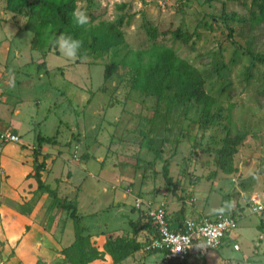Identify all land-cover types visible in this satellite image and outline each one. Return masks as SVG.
<instances>
[{"label": "rangeland", "instance_id": "rangeland-1", "mask_svg": "<svg viewBox=\"0 0 264 264\" xmlns=\"http://www.w3.org/2000/svg\"><path fill=\"white\" fill-rule=\"evenodd\" d=\"M77 8L90 17L84 28L113 23L123 43L106 53L87 49L75 60L58 47L41 54L30 48L32 33L24 30L25 10L9 13L5 0H0V77L13 75L18 86L16 93L0 91V130L14 128L19 139L11 144L18 150L8 146L1 151L0 176L1 159L9 187L30 168L22 179L23 194L10 187L25 204L9 205L23 213L34 203L24 201L31 186L36 189L29 177L34 154L45 164L40 180L58 198L74 202L83 234L96 247L102 241L99 236L108 234L135 239L140 228L149 227L141 207L162 204L168 219L182 209L183 217L192 221L205 216L235 221L226 244L198 249L183 264H264V63L254 59L264 56V19H251L250 0H75ZM145 28L154 31V37ZM173 31L186 36L185 41L174 39ZM153 46L170 48L202 75L204 91L215 102L216 122L201 129L193 113L183 114L173 106L167 111L162 104L155 116L153 106L130 89L131 73L119 65L120 60L127 52ZM110 63L117 68L103 80V69ZM13 108L17 115L11 114ZM223 128L244 136L232 159L236 172H217L211 178ZM140 133L151 139L158 158L143 147ZM37 136L49 143L38 148ZM17 152L23 155L20 164ZM163 166L170 184L161 175ZM36 194L35 203L42 210L35 213L41 217L36 223L40 237H32L35 264H65L60 263L59 251L73 239L71 220L54 209L47 195ZM251 199L263 210L253 212ZM28 230L29 226L24 229ZM16 245L0 244L2 254L10 252L5 257L0 253V262L15 260ZM159 260L160 255L139 249L118 264H159ZM90 264L112 263L104 256Z\"/></svg>", "mask_w": 264, "mask_h": 264}, {"label": "trees", "instance_id": "trees-1", "mask_svg": "<svg viewBox=\"0 0 264 264\" xmlns=\"http://www.w3.org/2000/svg\"><path fill=\"white\" fill-rule=\"evenodd\" d=\"M75 9V0H5V10L12 14H19L25 10L24 30L32 33L30 41L31 50L43 54L56 48L53 41L61 33L70 35L82 41L79 51L80 59L89 49L90 53H106L123 43L122 33L117 25L109 22H98L96 25L84 28L78 26L71 13ZM249 14L253 21L264 19V0H250ZM150 37L154 31L145 28ZM173 38L185 41V37L178 31L171 33ZM259 63H264V56H255ZM116 63L105 65L102 73L103 80L108 79L117 68ZM119 65H124L131 73L130 89L141 96L143 103L149 102L153 106L156 116L162 104L168 111L172 106L180 107L183 114L193 113L195 123L205 129L217 120V113L212 112L214 99L205 93L202 75L184 60L176 57L170 48L153 46L144 51L127 52L120 60ZM220 148L214 152V165L216 171L210 174L215 178L219 174L230 175L236 172L232 159L236 154L237 146L242 142L243 135H231L223 128ZM154 131V129H150ZM147 150L159 157V151L151 148L152 141L146 133H140ZM41 143H49L48 139L40 136L36 138L39 148ZM32 174L29 176L36 184L35 191L46 194L58 212H65L72 223V241L63 247L59 254L61 262L65 264H90L103 260L107 256L112 264H118L141 249L143 244L135 239H124L108 234L98 250L88 235L83 234L80 218L76 214L73 201L58 198L55 191L48 188L40 180V172L44 170V162H37L32 156ZM161 175L166 184L171 180L167 176L165 166ZM166 211V210H165ZM210 218V217H206ZM170 230H177L185 220L182 209L174 219L165 217ZM198 222V220H195ZM150 225V223H149ZM151 227V226H150ZM151 230L153 231L152 227ZM135 234V229L131 230ZM225 240L221 241V244ZM195 252H190L187 258ZM186 261V260H185ZM185 261L183 263H185ZM182 263V264H183Z\"/></svg>", "mask_w": 264, "mask_h": 264}, {"label": "built area", "instance_id": "built-area-1", "mask_svg": "<svg viewBox=\"0 0 264 264\" xmlns=\"http://www.w3.org/2000/svg\"><path fill=\"white\" fill-rule=\"evenodd\" d=\"M18 136L7 130H0V155L7 144L18 142ZM255 206L253 212H260L263 207L256 199H251ZM140 204L136 203L139 207ZM153 234L141 247L142 251L160 255L159 264H182L188 254L198 249L213 250L221 245L236 228L231 217L202 218L198 222L185 219L177 230H170L166 223V211L162 204H145L141 207ZM234 250L236 245L232 246Z\"/></svg>", "mask_w": 264, "mask_h": 264}, {"label": "crops", "instance_id": "crops-1", "mask_svg": "<svg viewBox=\"0 0 264 264\" xmlns=\"http://www.w3.org/2000/svg\"><path fill=\"white\" fill-rule=\"evenodd\" d=\"M8 81H9L8 76L0 77V91H9L10 90V91L16 93L18 91V88H17L18 86L17 87H15V86L10 87ZM15 83L17 84V80H15ZM7 88H8V90H7ZM5 100L6 99L4 97V94H2L1 95V101H5ZM11 114L17 115L18 109L13 108L11 110ZM5 129L10 130L12 133L17 135L16 130L14 128L8 127V128H2L1 130H5ZM8 146L14 147V145L7 144L2 148V151L6 152V149L8 148ZM14 148L16 150H18L16 147H14ZM17 154H18V152H17ZM18 159H19L18 161L20 164V162L22 160H24L23 155L18 154ZM30 160L31 159H28V167L30 166ZM1 161L3 162L4 168H3V170H2L3 172L1 173V176H0L1 181H2V183H0V242L3 243L5 241V245H6V243L11 244V242H13L14 244L17 243L16 248L13 250V257H15V260L9 264H19L21 260L22 261L27 260L28 261L27 264H35V260H34L35 255H33V252H36V250H35V247L33 246V243H32V237L34 236L35 239H39L40 233L38 231V227H36V225H38L36 223L40 222V220H41V217H37L35 215V213L37 214V212H39V210H42V209H40L39 204L36 205V203H35L38 196H37V194H36V196H33V193L35 192V189L33 190L34 187L31 186V188H32V191H30L31 195H27V194L25 195L26 197H28L27 199L24 200L26 203L34 201L32 207L30 208L29 211L21 213L20 210H17V208L9 205V204L15 203V205H17V206H23L25 204L19 200L20 198H19L17 191H14V189H12L10 187L16 188L18 190V192L23 194L24 191H22V188H23V190H25L26 186L23 184L22 179H23L25 174H28V171L30 170V168H27L25 170L24 175L21 176L22 179L20 180V182H18L17 185L9 187L8 173L6 172V169H5L6 164H5L4 159H1ZM31 163H32V160H31ZM4 177H5L6 183L4 182L5 181ZM29 181H30V179L26 180L28 185L30 184ZM33 183H35V182H33ZM18 204H20V205H18ZM205 217H209V216H205ZM210 218H214V217H210ZM27 222H29V223H27ZM25 223H27V225H25ZM27 226L30 227V230L24 231V229L27 228ZM137 228H139V227H137ZM31 229H35L36 231L33 232V230H31ZM152 234H153V232L151 230L150 225L147 229L140 228L139 232H137V234H136L135 240H136V242L143 244L145 241H147V239ZM99 237H100L99 239H102V241L99 243L98 247H96V246L95 247L98 250H101V247H102V244L104 242L105 237L104 236H99ZM140 237H142V240ZM12 239H14V241H11ZM228 241H229V238L225 239V243H223V244H226ZM95 245H97V242ZM233 245H235V244H233ZM24 247L27 249L26 254H25L26 250L23 249ZM3 251H5V246L3 247ZM0 253L2 254L1 250H0ZM9 254H10V252L9 253L5 252L4 254H2V256L5 257ZM21 254H23L22 257H21ZM2 256H0V259L2 258ZM57 257H59V256H57ZM22 263H25V262H22ZM0 264H4V263L0 262Z\"/></svg>", "mask_w": 264, "mask_h": 264}, {"label": "clouds", "instance_id": "clouds-1", "mask_svg": "<svg viewBox=\"0 0 264 264\" xmlns=\"http://www.w3.org/2000/svg\"><path fill=\"white\" fill-rule=\"evenodd\" d=\"M71 17L74 19L75 23L81 27L90 23L89 15L85 10H82L80 8L74 9V11L71 13ZM53 43L56 47L59 48V50L66 58L72 60L79 58L78 54L82 47L81 40L61 33L54 39ZM8 83L10 87L15 86V79L13 75H10Z\"/></svg>", "mask_w": 264, "mask_h": 264}]
</instances>
